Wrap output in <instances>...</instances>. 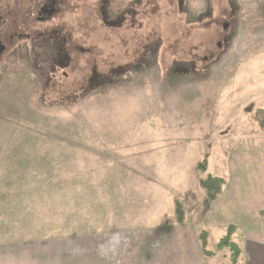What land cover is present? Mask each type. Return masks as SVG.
<instances>
[{
	"label": "rangeland",
	"instance_id": "rangeland-1",
	"mask_svg": "<svg viewBox=\"0 0 264 264\" xmlns=\"http://www.w3.org/2000/svg\"><path fill=\"white\" fill-rule=\"evenodd\" d=\"M56 4L54 43L0 58V263L112 264L116 229L181 225L177 200L202 254L231 264L199 183L264 155V0ZM63 42L52 73L41 54L61 63Z\"/></svg>",
	"mask_w": 264,
	"mask_h": 264
},
{
	"label": "crops",
	"instance_id": "crops-1",
	"mask_svg": "<svg viewBox=\"0 0 264 264\" xmlns=\"http://www.w3.org/2000/svg\"><path fill=\"white\" fill-rule=\"evenodd\" d=\"M226 167L222 193L211 206L213 224L224 233L227 227L235 229L232 239L241 248L243 264H264V155L228 156ZM120 171L116 172V176L123 177L124 172ZM128 183L126 180V187ZM124 200H129L127 194ZM119 208L127 213L122 204ZM116 222L114 221V225H118ZM186 226L185 223L176 224L161 232H154L157 227L149 228V233L141 235V239H137L138 234L133 231L115 228L114 238L119 236L114 239L118 243L114 249L112 264H212L210 260L215 259L219 253L203 255L197 238ZM160 229L162 228L157 230ZM131 233H134L133 237L130 236ZM131 240L143 242V250H134L130 255L126 246ZM63 249L65 250V244ZM221 255L222 258L226 257L225 254ZM98 262L101 264L99 259Z\"/></svg>",
	"mask_w": 264,
	"mask_h": 264
},
{
	"label": "flooded vegetation",
	"instance_id": "flooded-vegetation-1",
	"mask_svg": "<svg viewBox=\"0 0 264 264\" xmlns=\"http://www.w3.org/2000/svg\"><path fill=\"white\" fill-rule=\"evenodd\" d=\"M56 1L57 0H0V58L12 52V50L21 45V43H26L29 40L31 42L33 40L32 35L34 34L37 38L41 39V45L47 42L51 43V41L54 43V30L52 29L56 16L54 13L61 11ZM61 1H63L62 6L65 7L66 0ZM38 23H47L41 27L39 33H37L36 26H32ZM55 28L58 27L56 26ZM64 46L63 42V44H60L59 48V50L62 51V53H59L61 63L54 61V54L57 48H53L51 54L45 53V51L41 54L42 57L44 54L46 60L49 61L48 65L52 73L56 70L64 71V67H67V59L64 61L62 58L63 52H65ZM35 55L41 63L43 60L39 58L40 54L37 52Z\"/></svg>",
	"mask_w": 264,
	"mask_h": 264
},
{
	"label": "trees",
	"instance_id": "trees-1",
	"mask_svg": "<svg viewBox=\"0 0 264 264\" xmlns=\"http://www.w3.org/2000/svg\"><path fill=\"white\" fill-rule=\"evenodd\" d=\"M200 170H205L203 165L198 166ZM224 184V180L221 177H213L211 175H208L206 179L201 180L199 185L201 188L204 189L207 195V199L209 202H214L217 199V196H219V192L221 191V187ZM174 209H175V216L177 219V223L182 224L184 222V211L181 207V204L175 200L174 201ZM235 233V229L230 226L226 230V234L224 235L223 238L219 240L217 243L216 249L218 251H221L222 249H227L230 254L228 256V260L230 261L231 264H237L239 258H241V248L240 246L233 241L232 236ZM205 238V233L202 235V247L203 249L205 248L204 246L206 243L204 242ZM206 255H212V252L203 250Z\"/></svg>",
	"mask_w": 264,
	"mask_h": 264
}]
</instances>
